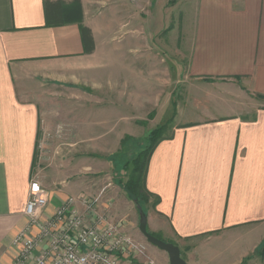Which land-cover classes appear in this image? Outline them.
Instances as JSON below:
<instances>
[{
	"label": "crops",
	"instance_id": "crops-1",
	"mask_svg": "<svg viewBox=\"0 0 264 264\" xmlns=\"http://www.w3.org/2000/svg\"><path fill=\"white\" fill-rule=\"evenodd\" d=\"M168 1L0 0V264L12 262L34 183L50 194L43 221L97 185V211L141 235L122 183L94 177L112 163L89 158L99 154L96 137L111 138L101 150L108 157L122 137H138L127 132L146 113L171 120L147 166L148 232L177 246L186 264H264V0ZM155 4L157 15L171 13L176 41L142 92L113 74L111 59L130 70L136 23ZM60 134L70 137L65 153ZM147 255L169 264L152 246Z\"/></svg>",
	"mask_w": 264,
	"mask_h": 264
},
{
	"label": "built area",
	"instance_id": "built-area-1",
	"mask_svg": "<svg viewBox=\"0 0 264 264\" xmlns=\"http://www.w3.org/2000/svg\"><path fill=\"white\" fill-rule=\"evenodd\" d=\"M49 196L48 190L32 184L23 212L26 225L10 241L11 264H122L130 255L154 264L146 243L126 235L112 217L97 211L99 196L68 198L43 221Z\"/></svg>",
	"mask_w": 264,
	"mask_h": 264
},
{
	"label": "rangeland",
	"instance_id": "rangeland-1",
	"mask_svg": "<svg viewBox=\"0 0 264 264\" xmlns=\"http://www.w3.org/2000/svg\"><path fill=\"white\" fill-rule=\"evenodd\" d=\"M153 1V0H152ZM178 0H169L168 3L166 4L168 7L174 6V4ZM157 4V3H156ZM156 4L154 5V8L152 10V15L147 16V19L142 21H138L136 23V26H139L142 28V33L140 34H134L133 37L136 38L137 40V45L135 49L131 52V55H128L129 61L132 63L130 70L127 68L124 69L120 66L118 59H111V70L114 75H116L120 80H123L125 78V83L128 84L129 86H134L135 84L142 86V92H149L152 90V83L157 82V80L154 78V76L151 75V69L156 66L157 61L160 65L162 63L160 62L161 58H163L166 62L167 65L168 63V56L165 54L167 52V44L169 43V46L172 45V40L175 42L176 39H173V35L168 33V29L172 26V20H171V13L168 14V16H162L161 12L157 15V11H159L156 8ZM158 7V6H157ZM182 8V4L178 6V8L175 9V20L178 18L177 11ZM171 9V8H169ZM148 10H145V7L143 8V12L146 13ZM170 12V11H169ZM141 18V15H139ZM145 16V15H144ZM177 23V22H176ZM142 24V25H141ZM141 25V26H140ZM177 27V26H176ZM184 28V26H183ZM155 29L161 30L160 33L154 35ZM180 29V28H179ZM176 34V33H175ZM126 44L127 40L122 39L120 42H112L111 47L117 46L119 44ZM170 52V49H169ZM160 56V57H159ZM158 59V60H157ZM143 67V69H142ZM115 77V76H114ZM111 79H114L113 76L111 75ZM133 111L132 113H134ZM131 113V114H132ZM137 113V112H136ZM147 114V113H146ZM142 115L140 118L136 119H141V120H136L135 124L132 125L133 130H129L127 133H130L132 135H139L138 137H133L135 140L134 143L132 144V148L130 151L123 153L119 158H116L113 162L109 161L112 163L111 166V172L106 171V172H97V174L94 175L96 177V180L102 181V183L108 182L110 178L115 180V183H123L126 180V177L128 176L127 173L128 171L121 170L122 165L126 160L128 161L131 160L132 156H134L137 153L138 150V144L140 143L142 146L145 145L146 139L148 137L149 132H151L153 129H155L160 123L162 122V117L156 118L154 122L151 121L150 114L149 115ZM146 115V116H145ZM145 116V117H144ZM133 117H135V113L133 114ZM144 117V118H143ZM143 118V119H142ZM111 139L110 137L107 136H99L96 137V142H95V149L99 150V154L96 153L93 155V157L89 158V163H96L98 164L99 167L103 168L102 166L106 165V161L108 160L107 154H103V151H101L104 146H106V142ZM123 139V137H122ZM55 144L57 148L60 150H70V137L64 136L63 134H60L58 137L55 139ZM139 142V143H138ZM58 150V151H59ZM119 151V150H118ZM117 153V152H116ZM114 155V154H113ZM69 156V155H68ZM81 156L82 154L80 153V162H81ZM106 160V161H104ZM108 162V161H107ZM95 165V164H94ZM108 180V181H107ZM123 180V181H122ZM101 186L99 185V188ZM97 189V185H94L93 190L90 192L91 195L88 196V198H94L95 197V190ZM139 224V220L137 222ZM135 238V237H134ZM137 240H141L142 242L147 244V248H149V244L145 240V238L142 235H137L136 238ZM160 239V238H159ZM163 241V240H162ZM166 242V241H164ZM149 257V256H148ZM128 262L129 264H146V259L140 258L138 256L133 257L132 255L125 257L123 262ZM155 264V263H154Z\"/></svg>",
	"mask_w": 264,
	"mask_h": 264
},
{
	"label": "trees",
	"instance_id": "trees-1",
	"mask_svg": "<svg viewBox=\"0 0 264 264\" xmlns=\"http://www.w3.org/2000/svg\"><path fill=\"white\" fill-rule=\"evenodd\" d=\"M84 46L86 47V37L89 34L87 28H80ZM86 51H91L86 47ZM150 117L152 118L153 116ZM171 120L166 121L164 124L156 127L151 132H149L146 139V143L142 146L139 142L137 153L132 156L131 160L123 163L122 170L128 171V176L125 182L122 183V189L125 192L127 198L132 201L136 206H140L141 211L146 215L145 210L149 202V197L151 196L145 186V177L149 158L153 149L156 145L167 135L168 125ZM135 140L132 137H124L120 142V150L114 155L108 157V161L113 162L116 158H119L123 153L130 151L132 148L131 142L134 143ZM156 203V200L154 201ZM146 208V209H145ZM148 231V230H147ZM149 233V232H148ZM150 235L156 237L155 235L149 233ZM159 239L158 237H156ZM160 240V239H159ZM264 251V245L257 251L259 255H262Z\"/></svg>",
	"mask_w": 264,
	"mask_h": 264
},
{
	"label": "water",
	"instance_id": "water-1",
	"mask_svg": "<svg viewBox=\"0 0 264 264\" xmlns=\"http://www.w3.org/2000/svg\"><path fill=\"white\" fill-rule=\"evenodd\" d=\"M137 209L139 210L138 230L140 234L145 238L147 243L150 246L166 253L169 259V264H186L185 261L181 258L180 250L177 246L172 243H167L162 240H159L148 233L147 217L141 211L140 206H137Z\"/></svg>",
	"mask_w": 264,
	"mask_h": 264
}]
</instances>
